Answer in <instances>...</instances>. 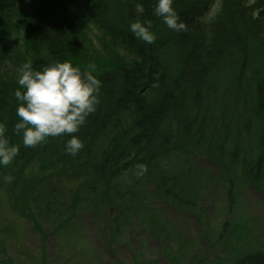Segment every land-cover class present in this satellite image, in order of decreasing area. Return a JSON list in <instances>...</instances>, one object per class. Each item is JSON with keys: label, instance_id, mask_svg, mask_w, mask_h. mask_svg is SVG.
<instances>
[{"label": "trees", "instance_id": "trees-1", "mask_svg": "<svg viewBox=\"0 0 264 264\" xmlns=\"http://www.w3.org/2000/svg\"><path fill=\"white\" fill-rule=\"evenodd\" d=\"M25 1L0 0V122L19 146L0 166V189L42 243L91 217L112 244L123 226L138 224L168 254L172 240L156 204L201 219L198 185L222 187L230 201L245 188L264 193V0H220L212 15L216 0H174L186 24L180 32L154 15L156 0H93L100 26L136 53L132 63L101 67L78 63L87 54L83 31L66 0H37L31 13L20 7ZM136 20L152 22L153 43L129 31ZM27 61L35 70L68 61L100 79L96 111L71 134L84 144L77 155L64 151L69 136L28 148L12 131L18 69ZM9 231L0 220V264H13ZM245 237L234 235L244 249L231 264H264V245L249 248ZM181 255L173 250L171 264ZM141 256L134 264H157Z\"/></svg>", "mask_w": 264, "mask_h": 264}, {"label": "rangeland", "instance_id": "rangeland-1", "mask_svg": "<svg viewBox=\"0 0 264 264\" xmlns=\"http://www.w3.org/2000/svg\"><path fill=\"white\" fill-rule=\"evenodd\" d=\"M66 1L78 14V27L83 31L84 38L79 45L87 54L78 56V63H95L101 67L102 63H132L135 60L136 53L107 34L96 21L92 13L93 0ZM219 2L216 0L209 15L216 11ZM36 5V0H28L20 7L31 13ZM13 18L19 17L14 13ZM74 183L77 187L78 182ZM64 185L73 186V183L64 181ZM198 186L203 189L197 200L203 215L201 219L156 204L160 213L157 215L167 225L172 251L178 249L182 253L184 261L181 260V264H231L234 252L244 249L235 240L236 233H243L246 240H251L247 244L249 248L264 245V193L245 188L230 201L222 187L212 190ZM8 201L6 189H0V220L2 225L10 228L6 251L13 258V264H134L137 252L146 261L171 264L172 251L166 254L159 239L138 224L123 226L118 243L112 244L108 232H100L94 220L85 217L65 233H54L42 243L39 235L12 210Z\"/></svg>", "mask_w": 264, "mask_h": 264}, {"label": "clouds", "instance_id": "clouds-1", "mask_svg": "<svg viewBox=\"0 0 264 264\" xmlns=\"http://www.w3.org/2000/svg\"><path fill=\"white\" fill-rule=\"evenodd\" d=\"M174 0H156L154 15L172 31L185 30L186 24L173 8ZM136 11L143 13L142 4H136ZM152 22L136 20L129 24L132 35L151 44L156 35L151 31ZM19 87L13 95L17 101V121L12 131L22 136L25 147L38 146L49 137L69 136L64 151L75 156L84 147L76 135L87 117L96 111L101 81L91 70L82 71L68 61H56L40 70L32 67L31 61L24 62L18 69ZM7 128L0 122V166L12 163L19 154V146L10 143L5 135ZM143 167V166H140Z\"/></svg>", "mask_w": 264, "mask_h": 264}]
</instances>
